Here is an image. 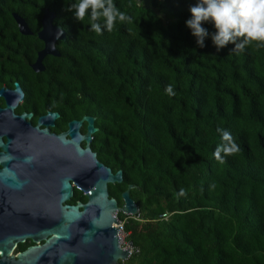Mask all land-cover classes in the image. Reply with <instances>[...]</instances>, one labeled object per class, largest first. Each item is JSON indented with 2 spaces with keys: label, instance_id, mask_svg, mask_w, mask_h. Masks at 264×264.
I'll return each instance as SVG.
<instances>
[{
  "label": "trees",
  "instance_id": "obj_1",
  "mask_svg": "<svg viewBox=\"0 0 264 264\" xmlns=\"http://www.w3.org/2000/svg\"><path fill=\"white\" fill-rule=\"evenodd\" d=\"M76 2L10 4L0 45L17 60L4 71L28 100L37 96L39 115L60 114L55 132L98 117L90 147L123 173L122 183L108 185L109 198L122 206L128 185L140 188L130 190L138 218L117 214L133 244L122 264H264V47L218 51L215 26L205 22L209 36L200 48L186 26L198 0H115L132 22L102 35L65 10ZM44 10L66 40L56 43L60 56H46L44 71L34 74ZM10 12L34 35H20ZM221 129L238 146L221 153L223 162L216 157L228 143ZM76 200L86 198L76 190Z\"/></svg>",
  "mask_w": 264,
  "mask_h": 264
},
{
  "label": "water",
  "instance_id": "obj_2",
  "mask_svg": "<svg viewBox=\"0 0 264 264\" xmlns=\"http://www.w3.org/2000/svg\"><path fill=\"white\" fill-rule=\"evenodd\" d=\"M13 16L19 32L32 35L25 21ZM54 19L53 12L44 10L37 34L43 49L32 65L37 73L44 71L46 56H60L56 43L66 40ZM3 88L0 96L6 108L0 110V264L126 262L133 244L127 242L126 248L120 245L117 214L138 218L139 208L130 190L140 188L128 185L121 194L122 206L109 198L108 185L122 183L123 173H113L90 147L99 130L95 126L98 117L71 120L66 133L50 134L49 127H54L58 113L48 112L32 126L25 120L33 114L12 115L17 102L24 98L19 83L14 84V91ZM84 123L86 132L82 133ZM74 188L83 193L86 202L69 206L66 203ZM26 240L33 245L15 254L17 245Z\"/></svg>",
  "mask_w": 264,
  "mask_h": 264
},
{
  "label": "clouds",
  "instance_id": "obj_3",
  "mask_svg": "<svg viewBox=\"0 0 264 264\" xmlns=\"http://www.w3.org/2000/svg\"><path fill=\"white\" fill-rule=\"evenodd\" d=\"M73 14L78 22L87 20L90 29L102 35L104 28L112 32L117 23L130 24L132 18L117 7L115 0H77L65 9ZM191 18L186 26L197 39L200 48L205 47L208 30L205 22L215 26L211 39L217 50L233 44L232 51H242L247 47H264V0H198L197 5L190 8ZM103 22V25L102 23ZM166 91L172 94L171 85ZM223 133L228 143L217 148L216 157L223 162L221 153L231 155L238 151L230 133Z\"/></svg>",
  "mask_w": 264,
  "mask_h": 264
},
{
  "label": "flooded vegetation",
  "instance_id": "obj_4",
  "mask_svg": "<svg viewBox=\"0 0 264 264\" xmlns=\"http://www.w3.org/2000/svg\"><path fill=\"white\" fill-rule=\"evenodd\" d=\"M17 0H0V39L5 37V31L6 29L8 28V20H7V13H8V6H10V4H13L15 3ZM13 19V21L16 23L15 19H14V16L13 15H18L16 12H10L9 13ZM24 20V19H23ZM25 21V20H24ZM26 25H27V22L25 21ZM17 25V23H16ZM28 27V25H27ZM18 28V26H17ZM29 28V27H28ZM30 30V29H29ZM41 30V29H40ZM19 31V30H18ZM31 31V30H30ZM20 33V32H19ZM32 35H29V36H33V32L31 31ZM38 34V32H37ZM20 35H22L20 33ZM24 36V35H23ZM28 36V37H29ZM11 54H14L13 56ZM19 54V52H18ZM38 54V52H37ZM16 54H15V50H12V49H7L5 48L3 45H0V90L3 88V91H6L9 90V91H14V84L16 83H19V86L20 88L22 89L23 93H24V98H23V101H18L17 102V106L15 108H13L12 110V115L13 116H16V117H19L20 115H22L23 113L25 114H33L32 117L30 119H26L25 121L26 122H30L32 126H35L36 125V122L38 120V118L40 116H44L46 115L48 112H51V113H56L52 110H47L44 114H41L39 115L38 114V107L35 106L36 104V100H37V96L34 95V98L35 99H32V100H28L27 96H26V93L24 92L23 90V87L21 85L20 82H14V79H11V78H14L13 74L11 76H6L5 74V71H4V68L11 64V62L13 61H16L17 58L15 57ZM36 61V59H35ZM35 61L31 64H29V68L33 71L32 69V65L35 63ZM18 68H19V65H17ZM34 74H38L37 72L33 71ZM21 78V77H20ZM35 78V77H34ZM33 78V79H34ZM13 81V86H11L9 84V82H12ZM35 86L37 85L35 82L33 83ZM30 101H32L31 103H29ZM6 108V105H5V100H4V97L0 96V110H4ZM59 114V113H58ZM60 118V114H59V117L54 120V127H49V133L50 134H54V135H60L62 133H66L65 131L67 130V127L64 131H59V132H55L54 131V128L56 126V123L57 121L59 120ZM69 123V122H68ZM67 123V124H68ZM42 128V127H41ZM66 139H68V137H66ZM2 140L4 142H6L5 140V136H2ZM82 147H84V144L82 143L81 144ZM2 152V150L0 149V153ZM2 167L0 166V169ZM74 187V186H73ZM77 189H73V195L71 197V199L66 203L67 205L69 206H75L77 203L81 202V203H85L83 201H80V200H76L75 203L73 202L75 200V191ZM79 191V190H77ZM31 243L30 240H26L24 243H22V245H26V244H29ZM43 243V242H42ZM21 245V244H19ZM19 245H17L16 247V250H15V254L17 253H20L22 251H19ZM33 245V244H32ZM31 245V246H32ZM30 247V246H28ZM27 247V248H28ZM24 251V250H23Z\"/></svg>",
  "mask_w": 264,
  "mask_h": 264
},
{
  "label": "built area",
  "instance_id": "obj_5",
  "mask_svg": "<svg viewBox=\"0 0 264 264\" xmlns=\"http://www.w3.org/2000/svg\"><path fill=\"white\" fill-rule=\"evenodd\" d=\"M162 217H163V218H166V215H163ZM118 220H119V219H118ZM119 223H120V226H121V230L118 231L117 234H118V237L121 238V244L124 245V238H123L124 235H123V234H125L126 236H127V234L124 232L122 221L119 220ZM125 238H126V237H125ZM125 241H126V239H125ZM121 244H120V245H121ZM122 245H121V246H122ZM122 247H123V246H122ZM126 247H128V244H126ZM126 247H125V248H126ZM123 248H124V247H123ZM132 251H133V248L131 249V253H132Z\"/></svg>",
  "mask_w": 264,
  "mask_h": 264
},
{
  "label": "rangeland",
  "instance_id": "obj_6",
  "mask_svg": "<svg viewBox=\"0 0 264 264\" xmlns=\"http://www.w3.org/2000/svg\"><path fill=\"white\" fill-rule=\"evenodd\" d=\"M124 221H125V220H124ZM124 221H123V222H124ZM123 222H122V223H123ZM123 235H124V237H123V238H124V245H122V244H121V245L125 248V247H126V244H127V241H125V239H126V238H125L126 235H125V234H123ZM14 253H16V252H14Z\"/></svg>",
  "mask_w": 264,
  "mask_h": 264
}]
</instances>
